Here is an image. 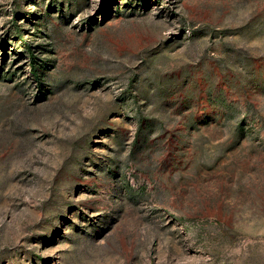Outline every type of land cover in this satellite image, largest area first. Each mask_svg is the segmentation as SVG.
<instances>
[{
	"label": "rangeland",
	"instance_id": "374dc122",
	"mask_svg": "<svg viewBox=\"0 0 264 264\" xmlns=\"http://www.w3.org/2000/svg\"><path fill=\"white\" fill-rule=\"evenodd\" d=\"M0 264H264V0H0Z\"/></svg>",
	"mask_w": 264,
	"mask_h": 264
}]
</instances>
